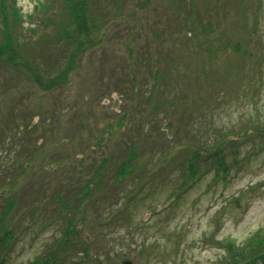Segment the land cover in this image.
Instances as JSON below:
<instances>
[{
	"label": "rangeland",
	"instance_id": "obj_1",
	"mask_svg": "<svg viewBox=\"0 0 264 264\" xmlns=\"http://www.w3.org/2000/svg\"><path fill=\"white\" fill-rule=\"evenodd\" d=\"M56 1L17 0L36 68L0 61V262L226 264L264 230V0H92L80 36Z\"/></svg>",
	"mask_w": 264,
	"mask_h": 264
},
{
	"label": "trees",
	"instance_id": "obj_2",
	"mask_svg": "<svg viewBox=\"0 0 264 264\" xmlns=\"http://www.w3.org/2000/svg\"><path fill=\"white\" fill-rule=\"evenodd\" d=\"M112 1L118 2L117 6L120 8L125 0ZM56 2L60 4V9L55 8L54 10L53 16H56L53 17L50 15L43 17L42 24L44 25V22L46 21H51L50 24H53L55 20L59 18L56 20L55 24L58 23L59 25H63L62 29H64L65 32L69 26H74L76 33L78 30L81 31L86 24L93 23L92 26H94L101 16H108L107 12H109L106 8L103 9V12L105 13L102 12L101 8L93 9L92 0H57ZM41 8L47 9L49 8V5L43 4ZM50 8L52 9L53 5ZM37 9L38 8L36 7V11ZM23 17L24 16L20 8L17 6V0H0V22L3 26L1 35L2 39L0 40V61H5L16 65L17 60H20L22 65H29L32 63L34 68H36L35 60L37 57H34L33 55H38L40 53H37V49L34 48V45L29 46L28 41L23 43L20 39H18V35L20 33H18L19 31L17 28L19 25H21ZM28 30L34 31V27L29 26ZM89 33L90 31H86L84 35H88ZM56 34H59V30L56 32ZM68 34L69 33L67 32V37L64 38L65 43L68 38ZM78 36L80 35L78 34ZM53 42L58 43L60 41L53 40ZM45 43L49 44L48 42ZM78 45H82V41L79 42ZM237 47L240 48V46ZM40 49L43 51V47H40L38 50ZM25 54L29 57L33 56L28 63H25L27 60ZM65 56L66 55L63 53H60L59 59L55 62L59 69L63 66V64L60 62ZM59 69L57 68V72ZM55 78H59L57 79L58 82L62 81V76L60 75L56 76ZM133 94H136V91L131 90V95ZM124 114L125 117L128 116L126 113ZM222 147L223 144L215 139L213 142V149L210 151L213 157L212 159H214L213 164H216L217 175L221 171L222 173H225L229 169L226 157L222 153ZM234 154L236 155L237 152L234 151ZM200 157L201 156L199 152H195L194 154L192 153L191 157L187 160V167L190 170L189 175L192 177H194L198 172H196V170H198V162ZM234 162H236V160H234ZM12 237L11 231H8L5 233V236H0V242L3 245H6L9 241L8 239ZM221 245L226 248L228 254V257L226 258V264H264V230L258 231V233L247 239L245 243L240 246L235 245L233 242L227 241L221 243ZM0 264L2 263L0 262Z\"/></svg>",
	"mask_w": 264,
	"mask_h": 264
},
{
	"label": "water",
	"instance_id": "obj_3",
	"mask_svg": "<svg viewBox=\"0 0 264 264\" xmlns=\"http://www.w3.org/2000/svg\"><path fill=\"white\" fill-rule=\"evenodd\" d=\"M164 129L167 130L168 136H170L171 133V122H167V124L164 126Z\"/></svg>",
	"mask_w": 264,
	"mask_h": 264
}]
</instances>
